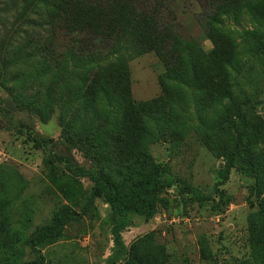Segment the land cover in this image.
<instances>
[{
	"label": "rangeland",
	"instance_id": "rangeland-1",
	"mask_svg": "<svg viewBox=\"0 0 264 264\" xmlns=\"http://www.w3.org/2000/svg\"><path fill=\"white\" fill-rule=\"evenodd\" d=\"M168 8L173 61L121 40L119 53L98 66L66 54V42L45 29V0H0V101L9 112L0 114V264L32 260L28 238L63 206L79 216L40 246L43 264H108L114 250L109 206L94 199L81 211L91 182L47 165L17 131L18 120L77 163L98 161L117 183L158 165L164 178L215 198L196 202L175 183L153 199L151 219L129 216L114 264H264L256 215L264 199L256 188H264V105L245 111L258 178L232 170L222 197L214 191L223 152L235 141L226 127L234 105L264 99V0H173ZM114 77L127 93L106 85ZM85 99H96V114L83 112ZM123 117L131 133L118 140Z\"/></svg>",
	"mask_w": 264,
	"mask_h": 264
},
{
	"label": "trees",
	"instance_id": "trees-1",
	"mask_svg": "<svg viewBox=\"0 0 264 264\" xmlns=\"http://www.w3.org/2000/svg\"><path fill=\"white\" fill-rule=\"evenodd\" d=\"M172 1L45 0V29L50 30L51 34L56 32L61 41L66 42V54L98 66L106 64L108 57L119 53L118 46L121 40L124 43L132 40L142 51H155L171 62L175 59L177 41L168 8ZM225 5L221 4L218 8ZM94 78L98 83L99 78L95 75ZM113 80L106 85L112 87L114 93L119 91L127 93L128 90L122 82L116 81L115 77ZM93 87L94 84L91 85V88ZM86 90L93 93L90 87ZM101 92L106 94L104 86ZM260 105H264V99H246L233 107L232 118L226 127L233 129L236 136L233 146L223 152L224 164L219 173L220 180L214 187L219 198L222 197L219 187L228 181L232 170L248 177L258 178V167L249 155V150L254 145V138L245 111L253 110ZM81 108L83 112H86L84 109L91 108V112L96 114V99L92 101L85 99ZM8 113L0 101V114L6 116ZM126 120L124 118L120 122L118 140L125 139V136L131 133ZM132 125V130H137L140 123ZM15 127L34 148L41 150L47 165L59 164L70 176L85 177L91 182V189L85 197V204L80 207L81 211H86L94 199H101L109 206L114 250L108 264H114L115 258L122 256L121 253L124 254L121 232L130 225L129 216L138 215L143 216L145 220L151 219L155 214L153 199L175 183L179 184L181 194L190 195L196 202H215L214 197L201 194L182 179L164 178L162 168L158 165L152 166L138 181L125 180L117 183L104 173L97 164L98 161L89 165L79 164L70 153L56 151L54 139L38 134L28 123L18 120ZM123 147L126 148V144ZM103 149L106 150V147ZM256 183L257 189L264 190L262 183ZM256 215L261 242L264 244V199L259 203ZM78 216L79 213L71 206L57 209L48 224L39 226L31 233L27 244L34 258L22 264H43L44 258L40 253V246L56 239L63 227L76 220Z\"/></svg>",
	"mask_w": 264,
	"mask_h": 264
}]
</instances>
